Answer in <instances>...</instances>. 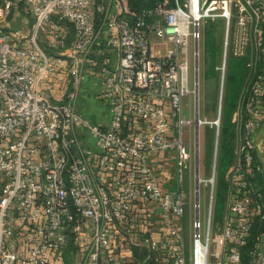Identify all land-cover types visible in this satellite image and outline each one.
<instances>
[{"label": "built area", "instance_id": "1", "mask_svg": "<svg viewBox=\"0 0 264 264\" xmlns=\"http://www.w3.org/2000/svg\"><path fill=\"white\" fill-rule=\"evenodd\" d=\"M21 3L32 18L26 31L10 23ZM207 18L224 22L215 66L222 89L231 58L244 59L247 75L221 220L215 194L223 91L219 117H200V125L217 128L216 153L204 219L199 168L186 242L180 218L190 205L191 151L184 133L195 119L184 96L199 86ZM91 68L104 88L105 123H92L79 106ZM259 137L264 0H155L142 11L130 0H0V264H240L254 222L264 219ZM159 151L174 153L175 188L150 164ZM150 204L168 230L162 238L151 233ZM252 264H264L259 242Z\"/></svg>", "mask_w": 264, "mask_h": 264}, {"label": "rangeland", "instance_id": "2", "mask_svg": "<svg viewBox=\"0 0 264 264\" xmlns=\"http://www.w3.org/2000/svg\"><path fill=\"white\" fill-rule=\"evenodd\" d=\"M11 26L13 28H21L28 30L31 26L32 18L30 13L24 8L22 3L19 8L15 10L11 17ZM202 38L200 40V72H199V113L202 120L214 121L219 117V104L220 96L223 91L225 94V88L222 89L220 83V74L215 70V66L220 62L222 55V38L224 34V22L222 19L212 20L207 18L202 22ZM194 43L192 44L193 48ZM193 76L191 73L193 85ZM226 87V86H225ZM90 89V88H89ZM93 94L97 95L101 100V92L98 88L94 87ZM97 93V94H96ZM94 98V96H93ZM87 103L80 104L82 113L92 122L96 123L100 121L101 117H104L107 112V107L104 104V100L97 101L91 99ZM196 94L184 96V103L186 110L193 119H195V103ZM81 103V102H80ZM101 116V117H100ZM233 124L235 123V113L232 115ZM215 129V130H214ZM215 132H214V131ZM185 141L191 151V158L188 162L187 174L185 176V189L187 193L186 203L190 205L186 206L185 214L180 218L182 228L184 230L186 242L189 241L190 235L193 232L192 221L196 215L192 203L197 198L196 186L199 183V178L196 175L197 167V150L199 154V168H200V188H201V203H202V218L204 219L206 214V208L208 203V197L210 194V184L207 185V180L211 178L214 168V159L216 153V134L217 128L211 123H202L200 125L199 136L196 135V124L186 128ZM219 153V152H218ZM219 157V154H218ZM169 166L167 170L170 172L167 177H164L166 188H175L176 184V165L175 159H167ZM220 163V161H219ZM217 175V171H216ZM217 179V177H216ZM4 177L0 174V187L4 184ZM217 182V180H216ZM226 203V201H225ZM152 211L149 213L152 217L153 225L159 227L162 225L161 212L158 208L153 207V204L149 205ZM15 239L19 240L18 237ZM73 248H69L66 252V257L72 252ZM211 260V258H210Z\"/></svg>", "mask_w": 264, "mask_h": 264}, {"label": "trees", "instance_id": "3", "mask_svg": "<svg viewBox=\"0 0 264 264\" xmlns=\"http://www.w3.org/2000/svg\"><path fill=\"white\" fill-rule=\"evenodd\" d=\"M155 0H130L131 8L142 11L150 7ZM247 75L245 61L241 58H231L230 69L227 73L224 101L222 106V117L219 139L218 173L216 186V206L215 216L221 220L225 212L228 194V184L226 174L230 169L234 159V140L236 127L233 124L232 115L238 108L239 98L243 89V84ZM215 130V129H214ZM213 130V131H214ZM215 132V131H214ZM220 161V163H219ZM2 187H0V194ZM264 233V219H256L248 244L243 248L242 262L240 264H252L253 251L259 242V237ZM136 254H139L135 249ZM231 264V263H227Z\"/></svg>", "mask_w": 264, "mask_h": 264}, {"label": "crops", "instance_id": "4", "mask_svg": "<svg viewBox=\"0 0 264 264\" xmlns=\"http://www.w3.org/2000/svg\"><path fill=\"white\" fill-rule=\"evenodd\" d=\"M116 59H117L116 56H114V55L111 56L112 62H115ZM94 87L98 88V90L100 92L104 91V88H103L102 84L100 83V75L98 73V70L95 68L94 69L91 68V69H88V71H87L86 79L84 80L83 86L81 89V95H80L81 106H82V103H84V102L87 103L88 101H92L91 99H95L97 101H102V99L99 100L100 98H98L97 93H96L97 95L92 93V92H94L93 91ZM93 96H94V98H93ZM80 104H79V106H80ZM108 119H109V112H108V106H107V112L105 113L104 117H101L100 121H97V122L98 123H105L108 121ZM258 140H259V142H258L259 148L263 149L264 137H259ZM172 154H174V153L169 152V151H159V152H153L150 155V164H151L152 168L154 169V171L157 173V175H158V177H159V179L163 185L165 184L164 177H167L170 173L167 170V168L169 166L167 159H171V158L174 159V156H172ZM151 233L157 238H162L163 236H166L168 234V230L166 229L165 226H162V227L159 226L156 228L154 226L151 230ZM259 247L264 254V233L261 235V239L259 241Z\"/></svg>", "mask_w": 264, "mask_h": 264}, {"label": "water", "instance_id": "5", "mask_svg": "<svg viewBox=\"0 0 264 264\" xmlns=\"http://www.w3.org/2000/svg\"><path fill=\"white\" fill-rule=\"evenodd\" d=\"M197 80H199V74H197ZM196 116H195V124H196V135L199 136L200 131V113H199V89L198 86L196 87ZM197 150V167H196V175L197 178L199 177V154ZM198 186V183H197Z\"/></svg>", "mask_w": 264, "mask_h": 264}]
</instances>
